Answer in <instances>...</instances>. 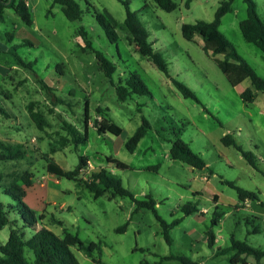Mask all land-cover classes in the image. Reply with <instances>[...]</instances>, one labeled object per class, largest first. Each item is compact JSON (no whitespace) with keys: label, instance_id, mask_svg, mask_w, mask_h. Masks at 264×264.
<instances>
[{"label":"rangeland","instance_id":"rangeland-1","mask_svg":"<svg viewBox=\"0 0 264 264\" xmlns=\"http://www.w3.org/2000/svg\"><path fill=\"white\" fill-rule=\"evenodd\" d=\"M24 1L31 26L24 25L12 9L4 8L0 15V37L12 33V44L30 41L31 45L17 48L16 54L25 64L32 63L30 68L17 65L7 53L10 44L0 39V141L24 145L28 150L25 160L0 162V173L6 181L28 172L39 185L47 175L44 155L66 171H72L83 156L90 164L80 172V179L88 180L92 173L107 168L135 200L151 198L160 220L179 223L169 231L168 245L152 211H136L130 198L108 200L107 195L94 199L77 181L59 179L55 184L51 178L45 190L50 202L46 212L62 223V227H52L55 234L61 235L63 228L85 244L100 242V251L94 252L93 257L99 258L101 264H155L170 256L185 257L194 264H230L234 253L215 256L217 249L225 248L231 235L250 245L253 238L246 235L242 212L235 218L225 217L227 205L218 208L220 221L211 226L215 212L211 201L215 195L224 204L238 201L236 191L226 183L264 196V94L257 92L252 103H243L240 94L251 89L250 82L245 80L232 87L214 61L222 60V56L205 53L199 36L188 42L181 35L184 24L212 21L222 0H191L188 6V0H173L177 7L169 13L152 1L122 0L147 30L152 49L167 62L169 77L139 54L124 25L125 8L120 0H74L82 11L80 19L74 22L68 21L52 0ZM252 1L257 17L264 23V0ZM102 11L115 20L117 41L110 42L98 24L96 14ZM245 18L246 5L242 0H233L219 29L236 53L264 78V55L246 43L239 31V22ZM80 29L93 50L115 65V84L133 73L140 77L150 95L120 101L115 87L99 70L93 51L85 49ZM171 79L184 84L195 100L182 97ZM40 81L50 90H45ZM30 109L43 116L46 124L42 130L30 120ZM102 119L120 127L121 134L99 135L96 130ZM142 119L150 128L130 153L125 143ZM64 123L72 124L81 133L87 130L86 145L77 149L62 145L61 139L67 137ZM225 135L231 136L238 148L224 146L221 139ZM176 137L200 155L206 168L196 170L170 159L171 142ZM241 152L255 157L257 170ZM106 157L125 164L127 169L118 170L107 164ZM188 202L196 204L197 212L184 216L181 207ZM0 203L5 210L8 203L13 204L2 194ZM202 210L207 212L202 214ZM8 211L9 221L17 220L20 227L18 214ZM124 225L125 229L119 232ZM10 227L0 232L1 243L7 240ZM207 231L220 236L213 248L206 244ZM254 239H259L258 245L264 248L263 235ZM71 251L79 264H94L86 252L74 248ZM247 261L255 264L252 257ZM162 264L181 263L169 260Z\"/></svg>","mask_w":264,"mask_h":264},{"label":"trees","instance_id":"trees-1","mask_svg":"<svg viewBox=\"0 0 264 264\" xmlns=\"http://www.w3.org/2000/svg\"><path fill=\"white\" fill-rule=\"evenodd\" d=\"M3 1V2H2ZM125 8L124 25L130 35L133 42L138 49L139 54L151 61L155 68L169 77L168 64L164 60L160 53L155 52L152 49V45L148 41V33L145 27L139 22L136 13L131 11L129 4L120 0ZM144 3L152 1L158 8L165 12H172L176 9V4L173 0H142ZM188 0L186 6H188ZM246 5V18L239 22V31L243 40L246 43L254 45L264 55V23L256 15V6L252 0H242ZM7 0H0V15L4 8L12 9L16 16L26 26H31V15L28 10V6L24 0H10L9 4H5ZM233 0H222L216 9L213 19L210 22L196 21L194 24H184L181 26L182 38L188 42H192L195 36H199L202 40V50L211 55L212 57L222 56V60L215 59V64L219 71L224 75L227 82L235 87L245 80L250 82V88H246L241 94L240 98L243 103H252L256 98V93L261 92L264 94V78L259 77L251 66L244 61L229 44L224 34L220 31L222 18L231 11V5ZM54 5L61 7L64 17L74 22L80 19L82 11L79 5L74 0H52ZM145 7V5H144ZM96 20L98 24L104 29V32L110 42L117 41V37L114 33V29L117 26L115 20L106 12H97ZM82 36L85 49L93 51L99 70L110 81L111 85L115 87V92L118 99L122 102L127 101L132 96H148L150 95L148 89L143 84L140 77L136 74H129L124 80L119 79L115 84L112 81V76L116 71V67L103 54L93 50L91 42L87 39L83 29L79 30ZM2 41L10 46L7 49V53L14 58L15 62L19 66L30 68L32 63L25 64L22 59L16 54V49L22 46L31 45L30 41L22 40L18 44H12L14 35L12 33H6L0 37ZM2 50L0 48V54ZM175 89L184 98H190L195 100L194 94L182 83L171 79ZM43 88L47 91L50 89L40 81ZM59 101V99H58ZM6 115V113L1 110ZM87 112L85 111V117L87 118ZM7 117V115H6ZM29 118L35 124L38 130H42L45 126V120L39 112H33L29 110ZM86 123V120L85 122ZM149 124L146 120L142 119L141 125L135 130L131 137L125 143V148L128 152L132 153L136 149L140 140L144 137ZM86 129V128H85ZM63 130L66 132V138H62V145L69 144L75 149L79 146L86 145L87 143V130L81 133L72 124L64 123ZM97 133L112 134L113 136H119L122 132L121 128L113 123L108 122L106 119H102L98 123ZM221 143L224 146H233L238 148L235 141L231 136L225 135L221 139ZM51 153H54L52 150ZM242 157L247 163L255 170H257V163L255 157L250 153L241 152ZM28 156L27 147L20 144H7L0 141V162H19L25 160ZM169 157L173 161L181 162L193 169L202 170L206 168L204 160L200 155L194 153L188 144L176 137L171 142ZM42 159L46 164V172L52 175L55 179H67L77 181L86 190H88L94 199L107 196L108 200H112L116 197L130 198L135 203L136 211L145 209L150 210L160 222L161 234L164 241L171 245V238L169 231L172 227L179 223V220H174L170 224L160 220L155 211V203L149 197H146L143 201H137L133 195L123 187L121 180L113 175L107 168H102L97 172L90 175L88 180H82L79 178L80 172L88 167V160L80 156L78 158V164L72 171L63 170L53 159L44 155ZM105 161L109 165H113L118 170H126L127 166L114 158L106 157ZM18 178V179H15ZM10 181H6L4 174L0 173V194L9 198L14 204H7L8 210H12L20 217L21 226L16 224L17 220L11 222L8 219V210H5L0 203V232L6 227L11 226L7 240L5 243L0 242V264H79L73 255L71 249L74 248L77 251H83L92 258L94 264H101L99 258H94L93 253L100 251V242H88L83 243L76 234L68 232L66 229L61 230V235H57L52 231V227H62L61 221L56 219L54 215L49 218L45 217V213L36 214L30 210L23 202L25 195V188L32 186L33 177L30 173L24 172L20 176H16ZM230 188L234 189L237 193L238 202L242 203L246 199L258 200V196L255 193L246 191L233 183H226ZM216 200V196H213L212 201ZM219 207H215V212L211 220V226H216L220 217L217 212ZM181 211L184 216H190L197 212L195 203H186L181 207ZM25 215L27 217H25ZM122 226L118 229L122 232L125 229ZM27 229H32L31 233L27 232ZM206 244L209 248L215 246V235L212 231L206 232ZM230 252L234 254L230 257V264H247V258L252 257L256 264L264 260V250H257L244 241L235 239L233 235L229 238V244L223 250L218 251L217 255H226ZM176 260L181 264H194L185 257H163L159 262L155 264H162L163 261ZM142 264H150L143 262Z\"/></svg>","mask_w":264,"mask_h":264},{"label":"crops","instance_id":"crops-1","mask_svg":"<svg viewBox=\"0 0 264 264\" xmlns=\"http://www.w3.org/2000/svg\"><path fill=\"white\" fill-rule=\"evenodd\" d=\"M51 178L54 179L55 184L58 183L57 179H55L52 175L47 173V175H45L41 178L42 181L39 182V185H36L35 182L33 181L31 187L25 188V195L23 197V202L25 203V205L30 210L34 211L36 214L45 213L46 218H49V215L46 212V205H49L50 202H49V200L46 199L47 197L45 194V190L47 192V188H49L48 183L49 184L51 183V181H50ZM249 192H251V191H249ZM252 193H254V192H252ZM255 194H257V193H255ZM215 196H216V200L211 201V202H213L215 207L222 208V206L227 205V211L224 213L225 217L234 216V218H235V215H238V213L242 212V215L244 216L243 220H244V223L246 226V235L248 237H252L253 238L252 242L256 243V244L252 243L250 245L247 242L246 243L248 245H250L251 247L257 249V250L263 251L264 248H261V246L258 245L259 239H254V238H260V236H262V235L264 236V231H263V228H264V196H263V194L261 192L257 194L258 200L253 201V200L246 199L242 203L237 201V202H233L230 204L222 203L220 196H218V195H215ZM202 211H205V213L207 212L206 210H202ZM219 221H220V219H219ZM261 224L263 227L261 226ZM219 237L215 236V246L218 243ZM235 239H237V238H235ZM2 243H4V242H2ZM227 246H228V244H227ZM223 249L218 248L217 253H218V251L223 250ZM217 253L215 256H218ZM248 262L249 261H247V264H251L250 262L249 263ZM259 264H264V260L260 261Z\"/></svg>","mask_w":264,"mask_h":264},{"label":"water","instance_id":"water-1","mask_svg":"<svg viewBox=\"0 0 264 264\" xmlns=\"http://www.w3.org/2000/svg\"><path fill=\"white\" fill-rule=\"evenodd\" d=\"M10 0H7V2L5 3L6 5L9 4Z\"/></svg>","mask_w":264,"mask_h":264},{"label":"built area","instance_id":"built-area-1","mask_svg":"<svg viewBox=\"0 0 264 264\" xmlns=\"http://www.w3.org/2000/svg\"><path fill=\"white\" fill-rule=\"evenodd\" d=\"M82 172V171H81ZM202 214H205V211H202Z\"/></svg>","mask_w":264,"mask_h":264}]
</instances>
